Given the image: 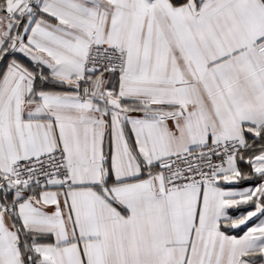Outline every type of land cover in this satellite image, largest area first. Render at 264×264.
I'll return each mask as SVG.
<instances>
[{
  "label": "snow or ice",
  "instance_id": "1",
  "mask_svg": "<svg viewBox=\"0 0 264 264\" xmlns=\"http://www.w3.org/2000/svg\"><path fill=\"white\" fill-rule=\"evenodd\" d=\"M0 264H264V0H0Z\"/></svg>",
  "mask_w": 264,
  "mask_h": 264
}]
</instances>
